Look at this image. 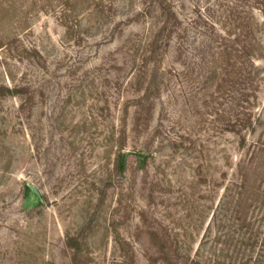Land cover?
Returning a JSON list of instances; mask_svg holds the SVG:
<instances>
[{
  "label": "rangeland",
  "instance_id": "374dc122",
  "mask_svg": "<svg viewBox=\"0 0 264 264\" xmlns=\"http://www.w3.org/2000/svg\"><path fill=\"white\" fill-rule=\"evenodd\" d=\"M262 146L264 0H0V264H264Z\"/></svg>",
  "mask_w": 264,
  "mask_h": 264
},
{
  "label": "trees",
  "instance_id": "16d2710c",
  "mask_svg": "<svg viewBox=\"0 0 264 264\" xmlns=\"http://www.w3.org/2000/svg\"><path fill=\"white\" fill-rule=\"evenodd\" d=\"M16 90L18 91L19 89H16ZM262 147H264V146H262ZM123 153H124V152H122L121 155H124ZM121 155H120V156H121ZM122 157H123V156L120 157V168H119L120 172H122V171L124 170V166H125L124 159H122ZM74 242H75V239H73V238L70 237V238L67 240V242H66V246H67L68 248H73L74 245H75Z\"/></svg>",
  "mask_w": 264,
  "mask_h": 264
}]
</instances>
